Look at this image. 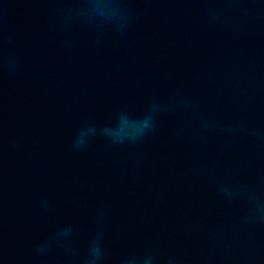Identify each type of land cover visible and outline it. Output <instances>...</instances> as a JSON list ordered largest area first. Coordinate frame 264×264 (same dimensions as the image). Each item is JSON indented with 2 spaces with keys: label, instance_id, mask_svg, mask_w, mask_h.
<instances>
[{
  "label": "water",
  "instance_id": "95a60500",
  "mask_svg": "<svg viewBox=\"0 0 264 264\" xmlns=\"http://www.w3.org/2000/svg\"><path fill=\"white\" fill-rule=\"evenodd\" d=\"M114 2L0 0V264H264V0Z\"/></svg>",
  "mask_w": 264,
  "mask_h": 264
},
{
  "label": "clouds",
  "instance_id": "9594fccd",
  "mask_svg": "<svg viewBox=\"0 0 264 264\" xmlns=\"http://www.w3.org/2000/svg\"><path fill=\"white\" fill-rule=\"evenodd\" d=\"M81 8L90 9L89 15L95 13L99 16H106L108 19H113L119 15V10L122 7L121 5L114 2V0H88V4L80 5ZM125 126H131L138 128L141 133L149 127L147 119L140 121H129V119L121 114L119 117L118 127L122 130ZM105 134L112 137L113 140H119V133L115 129H105ZM93 260L90 264H95L96 258L99 256V249L93 247Z\"/></svg>",
  "mask_w": 264,
  "mask_h": 264
}]
</instances>
